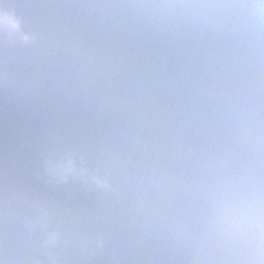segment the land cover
Masks as SVG:
<instances>
[{"label": "clouds", "instance_id": "clouds-1", "mask_svg": "<svg viewBox=\"0 0 264 264\" xmlns=\"http://www.w3.org/2000/svg\"><path fill=\"white\" fill-rule=\"evenodd\" d=\"M0 264H264V0H0Z\"/></svg>", "mask_w": 264, "mask_h": 264}]
</instances>
